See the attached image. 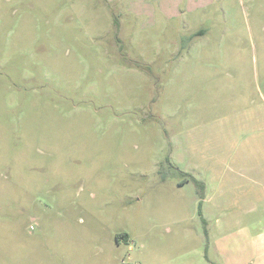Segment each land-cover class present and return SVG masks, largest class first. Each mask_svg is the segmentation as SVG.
Wrapping results in <instances>:
<instances>
[{
  "label": "rangeland",
  "instance_id": "obj_1",
  "mask_svg": "<svg viewBox=\"0 0 264 264\" xmlns=\"http://www.w3.org/2000/svg\"><path fill=\"white\" fill-rule=\"evenodd\" d=\"M186 2L0 0V264H264V0Z\"/></svg>",
  "mask_w": 264,
  "mask_h": 264
},
{
  "label": "crops",
  "instance_id": "obj_2",
  "mask_svg": "<svg viewBox=\"0 0 264 264\" xmlns=\"http://www.w3.org/2000/svg\"><path fill=\"white\" fill-rule=\"evenodd\" d=\"M207 1H209V0H204V2H207ZM200 3H202V0H193L192 2H191V0H188V2H186L185 4L187 5V9H189V10H197L198 5Z\"/></svg>",
  "mask_w": 264,
  "mask_h": 264
},
{
  "label": "trees",
  "instance_id": "obj_3",
  "mask_svg": "<svg viewBox=\"0 0 264 264\" xmlns=\"http://www.w3.org/2000/svg\"><path fill=\"white\" fill-rule=\"evenodd\" d=\"M129 239H130L129 235L127 234H121L117 236L118 242H121V241L129 242Z\"/></svg>",
  "mask_w": 264,
  "mask_h": 264
}]
</instances>
